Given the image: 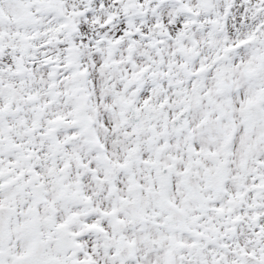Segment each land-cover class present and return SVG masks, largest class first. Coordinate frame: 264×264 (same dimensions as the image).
Returning <instances> with one entry per match:
<instances>
[{
	"label": "snow or ice",
	"instance_id": "obj_1",
	"mask_svg": "<svg viewBox=\"0 0 264 264\" xmlns=\"http://www.w3.org/2000/svg\"><path fill=\"white\" fill-rule=\"evenodd\" d=\"M0 264H264V0H0Z\"/></svg>",
	"mask_w": 264,
	"mask_h": 264
}]
</instances>
